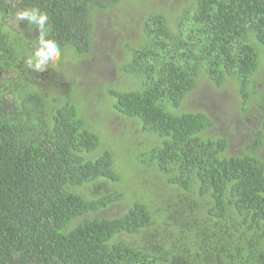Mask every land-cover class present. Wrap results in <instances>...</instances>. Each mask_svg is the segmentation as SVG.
<instances>
[{
	"label": "trees",
	"instance_id": "trees-1",
	"mask_svg": "<svg viewBox=\"0 0 264 264\" xmlns=\"http://www.w3.org/2000/svg\"><path fill=\"white\" fill-rule=\"evenodd\" d=\"M121 1L0 0V264H264V0H154L132 17L135 48L93 56L94 14ZM26 9L43 29L17 18ZM42 36L61 55L36 70ZM81 62L136 79L111 86L124 122L106 135L82 110L96 88L70 75ZM206 87L256 119L241 154L184 105ZM115 134L128 145L113 150Z\"/></svg>",
	"mask_w": 264,
	"mask_h": 264
},
{
	"label": "rangeland",
	"instance_id": "rangeland-1",
	"mask_svg": "<svg viewBox=\"0 0 264 264\" xmlns=\"http://www.w3.org/2000/svg\"><path fill=\"white\" fill-rule=\"evenodd\" d=\"M153 1L154 0H122L118 7H115L110 11H99V13H95V26L93 28L94 33L92 38L93 44L90 48V53H93V56L104 58L103 60H106L109 56H112L117 60L119 59V54H128V51H131L132 48H135L139 44L140 40L138 41V39L142 31L140 24L135 22L132 18L138 14H136L135 10L137 8L147 9L152 6ZM186 1L187 0H183L180 3L179 0H167L165 8L171 7L172 2L180 3V6H185ZM128 2L134 4L130 5ZM126 8H129L130 14H123ZM119 14L123 15L118 16ZM180 15H182V12H179L177 16ZM13 20H17V18L13 16L8 18V22L10 23L14 22ZM123 32H125L124 35L122 34ZM85 59L86 57L84 56L81 61L84 62ZM82 62L78 65V67L75 66L70 75H73V73L86 72L87 76L85 82L82 84L81 77L77 80L76 87L86 85L87 89L96 88L90 92L92 94L82 96V110L87 113L89 119H93L92 122L94 125H98L99 123L101 131L104 135H106L107 132H112L115 128L122 127V122H124L121 118L118 120L116 119V116H111L115 115L113 111H110V103L114 100V98L109 95L111 86L113 85L118 90H129L133 88L137 82H135L136 79L131 76L123 75L122 77L119 75L116 70H113L114 68L112 66H109V62L106 65H102L98 70L88 71H86L85 67L81 65ZM259 74L255 79L258 81H264V75H262L264 74V70L261 69ZM96 76L98 78L97 81ZM106 83H109L110 86L105 85ZM80 88L81 90H78V93L83 94V88ZM206 89L207 87L204 88L198 95L193 94L189 96L184 105L189 106L190 109L204 108L207 110L208 114L215 120L212 132H215L214 134L218 135L226 134L230 137L228 153L241 154L245 151L246 142L249 140L248 137H251L252 134L255 133V127L257 125L256 119L250 117L245 120V118H239L235 115L237 111H234V108H229L230 98L235 97V93L232 94L231 90H224V93H215V91L210 88ZM218 94L223 95L224 99H220ZM91 96H96V99L91 98ZM75 99L77 98L75 97L74 100ZM242 121L244 123H242ZM110 128L113 129L109 130ZM121 137L124 138V141L119 145V148L124 146V142L128 145L130 138L128 139L126 134H115L107 137V140L109 141L108 144L113 147V150L116 147L117 140ZM121 210L122 208L118 206L114 209H109V213L116 215Z\"/></svg>",
	"mask_w": 264,
	"mask_h": 264
},
{
	"label": "clouds",
	"instance_id": "clouds-1",
	"mask_svg": "<svg viewBox=\"0 0 264 264\" xmlns=\"http://www.w3.org/2000/svg\"><path fill=\"white\" fill-rule=\"evenodd\" d=\"M17 18L21 21L28 20L30 23L37 24L41 29L44 28L48 19L44 13H39L38 10H23L17 13ZM61 50L59 45L53 40H45L43 36L40 39V47L35 51V68L41 70L42 65H48L50 62H55L59 59ZM29 66H32L33 60L29 59Z\"/></svg>",
	"mask_w": 264,
	"mask_h": 264
}]
</instances>
